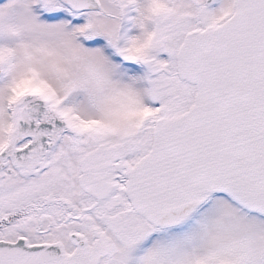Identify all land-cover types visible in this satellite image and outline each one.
<instances>
[{"label":"snow or ice","instance_id":"snow-or-ice-1","mask_svg":"<svg viewBox=\"0 0 264 264\" xmlns=\"http://www.w3.org/2000/svg\"><path fill=\"white\" fill-rule=\"evenodd\" d=\"M0 264H264V0H0Z\"/></svg>","mask_w":264,"mask_h":264}]
</instances>
